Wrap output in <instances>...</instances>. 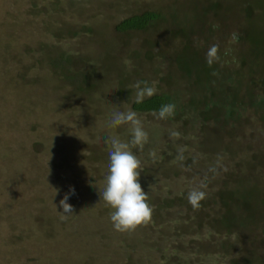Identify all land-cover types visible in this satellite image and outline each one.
<instances>
[{
  "label": "rangeland",
  "instance_id": "rangeland-1",
  "mask_svg": "<svg viewBox=\"0 0 264 264\" xmlns=\"http://www.w3.org/2000/svg\"><path fill=\"white\" fill-rule=\"evenodd\" d=\"M171 1L0 0V264H231V259L241 260L244 255L250 261L264 258L260 248L264 223L242 226L246 214L241 212L229 226L211 221L219 219L223 209L219 195L225 189V175L245 180L260 175L264 184V169L256 168V160L264 159V116L244 96L247 79H239L240 84L233 81L230 88L243 100L236 102L240 107L237 122L226 124L223 112L204 119L213 103L221 106L224 98L231 105L234 97L221 94L230 80L216 75L210 81L213 85L201 82L199 87L177 92L181 105H175L174 115L166 120L157 119L154 111L136 112L149 135L142 151H132L141 161L140 183L153 208L151 223L130 232L116 231L110 220L113 209L100 199L109 165L110 146L105 138L131 139L129 125L109 126L114 112L134 111L135 93L129 100L118 94L121 76H133L123 81L127 84L137 79L131 69L136 62L144 70L156 67L158 75L148 83L160 93V85L166 87L159 78L167 70L174 46L163 39L154 45L158 40L151 33L160 31L164 36L165 24L152 28L150 34L129 36L121 44L115 33L117 22L146 9H160L164 19L171 15L181 20L185 15L194 47L203 46L206 53L218 44L222 65L221 54L230 49L234 57L223 70L234 78L240 71L236 56L240 41L231 40L235 28L222 25L228 31L224 37L218 27L220 17L212 19L205 26L211 32H202L208 40L200 39L194 21L199 18L197 22L204 24L206 20L203 2L185 6ZM215 2L214 12L225 21L239 14H226L220 7H242L248 14L244 18L248 39L264 43V0ZM133 54L141 57L133 59ZM59 55L75 61L76 74L97 72L99 85L89 97L59 75L65 69L71 72L73 66L59 70L47 61H58ZM118 55L120 71L114 73ZM147 55L150 62L143 60ZM254 74L257 81L262 76L260 71ZM72 78L69 75L66 80ZM75 78L81 80L79 75ZM172 131L180 135L172 138ZM221 142L232 144V149L223 152ZM153 150L155 161L149 155ZM235 184L232 181L227 187L240 190ZM70 188L75 189L74 195ZM193 188L205 191L203 201L209 203L203 206L208 218L201 227L195 220L199 214L192 213L187 199ZM65 193L74 212L61 220L59 201Z\"/></svg>",
  "mask_w": 264,
  "mask_h": 264
},
{
  "label": "trees",
  "instance_id": "trees-1",
  "mask_svg": "<svg viewBox=\"0 0 264 264\" xmlns=\"http://www.w3.org/2000/svg\"><path fill=\"white\" fill-rule=\"evenodd\" d=\"M171 1V0H170ZM193 1H199L203 2L204 8L202 11V16L206 18L204 24L200 22V24L197 22L199 21V18H197L194 23L197 24L199 27V30H196L194 32L199 33L200 39L204 37L203 33L204 31L211 32L212 28L208 26L205 27L206 24H210V21L213 19V22L216 18H219L218 20V27L219 30L224 32V37L228 36V31L222 28V25H232L235 28L236 36L238 37L237 40L240 41L239 44V51L236 52V56L240 58V71L237 72L236 77H233V74H227V69L223 70V68L227 67L226 61L230 58H233L234 53L231 51H225L222 52L221 55H224V64L221 63H215L211 67L206 63L205 60V53L202 52L203 46L200 48L194 47V39H193V30L190 31L186 25V16H182L181 20H175L171 15L165 19L167 21L163 22L164 16L163 12L160 9H146L140 13H135L132 15H129L128 17H125L121 19L119 22L115 25V33L118 34V40L122 42L121 44H125L127 41V37L129 36H137V33L144 32L150 34L149 32L155 28L156 26L161 28L163 24H165L167 33L164 34V36H161L160 31H155L151 33L154 35L158 42H154V45L160 43L159 40L163 39L162 42L164 44H170L173 46L169 58L167 59V67L166 71L163 73V75L159 78L160 83L165 85L161 86L160 93H156L151 98H145L143 103H135V99L132 100V109L135 112L141 113V112H149V111H158L161 107V105L164 104H174L179 107L181 104L177 101L179 99L177 92H180L186 88H195L199 87L201 85V82H207L211 83V79L213 77V73L215 72L216 76L218 77H227L229 78V82L226 84V89L220 90L221 94L224 96L227 94H233L234 97L232 99V104L228 105L224 102V98H222L221 106H218L216 103H213L212 106H210L208 114H201L205 116L204 119L209 118L211 115H220L223 112V115H225L226 124L229 122H237L239 120V108L236 106V102L242 104L243 100L242 98H238V94L236 91H232L230 88L232 86V82L236 81L238 84H240V81L242 79L246 80V93L244 96L248 98V100L252 103H254L256 106H254L255 110L261 111V114L264 116V43L260 44L258 42H254L248 39L247 32L245 28V16L248 17V14L243 10L242 7L238 8L237 10L232 9L231 5H225L220 7V9L226 11V14L230 13L231 11H237L239 14V17L237 18H231V20H228L226 18V21L222 19L221 15L214 12L216 11L215 7L218 5V2H215L216 0H174L171 1L175 5L181 4V5H189ZM159 2V0H158ZM169 2V3H171ZM228 3V1L226 2ZM172 4V3H171ZM173 5V4H172ZM174 8L176 9V7ZM219 8V7H218ZM176 13V12H175ZM199 16L201 14L199 13ZM162 21V22H161ZM201 29V30H200ZM264 30V29H263ZM91 30L89 29V32ZM191 32V35L189 34ZM264 32V31H263ZM215 33V32H214ZM116 36V35H115ZM261 37L264 39V35L262 34ZM205 40H208L207 37H204ZM247 38V39H246ZM146 38H144L143 41H145ZM197 42H200L197 40ZM196 43V41H195ZM205 43V42H204ZM207 43V42H206ZM243 46V48H242ZM208 50V49H207ZM133 53V51H130V55ZM227 55V56H226ZM118 62L115 64L114 69L112 72H116L117 70L120 71L119 65H121V60H119V55L117 56ZM129 57V56H128ZM134 57L140 58V56H132L133 59H136ZM236 59V58H235ZM143 60L146 62H150V57L143 56ZM142 60V61H143ZM50 65L53 67L58 68L61 70L63 67L69 68V66H73V69L71 72H68L66 69L59 74L60 76L65 78V83L70 84L74 83V89L75 91L78 89L79 94H83L85 92V96L89 97L93 93V88L99 85V81H97V72L92 74L95 70L92 72H87L85 74H82L80 72L79 74H76V68L75 64L71 57L64 58L62 55H59L58 61H50L47 60ZM248 66V68L244 71L245 66ZM101 66L105 69L104 63L102 62ZM80 67V66H79ZM81 68V67H80ZM131 69H135L134 72L136 74L137 79H133L128 82H123L125 79H128L129 77L132 78V75L121 76L123 78L120 80V89L118 90V94L123 96L126 100L130 99V96L132 95V92L135 93L136 89L134 87L135 83L137 81H150L155 79V77L158 75V70L156 67H150L148 70H144L143 64L136 62V65L133 64L131 66ZM108 72L109 70L106 69ZM255 71L259 72L262 75L259 80H256ZM245 72V73H243ZM254 72V73H253ZM82 74V75H81ZM71 75L74 78L70 79L69 81L66 80L67 77ZM81 77V80L78 79L76 81L75 77L78 76ZM118 82V83H119ZM213 85V82L210 84ZM245 85V84H244ZM209 86V85H208ZM186 87V88H185ZM185 92V91H184ZM75 93V92H74ZM84 95V94H83ZM236 96V97H235ZM206 104L209 102L208 100H204ZM226 111V114H224V111ZM228 123V124H229ZM228 134L230 135V131L228 130ZM220 144L222 146L223 152H228V150L232 149V144H226L221 142ZM260 157V156H259ZM264 161L263 158L261 160H256V168L263 170L264 166L262 167L260 163ZM226 180L223 183V187L225 188L219 195V198H221V206L222 211H220V215L218 216L219 219L211 220L213 222L219 221L223 225L229 226L230 222H235L236 219L239 220L236 213L241 212L243 214H246L245 217L241 220L242 226H248L249 223H252V227L257 225L258 223H264V184L260 183L262 176H252L253 179H246L244 177H237L232 176L229 177L228 175H225ZM234 181L237 187L241 188L240 190H230L227 187V184ZM260 183V184H259ZM238 194V196H237ZM253 200V201H252ZM203 206H209V203L202 200V203H200V207L198 209H192V213L195 211L198 212L199 216L195 217V220L197 221L198 227H201V221L207 217L205 214V211H203ZM199 217V218H197ZM208 218V217H207ZM229 222V223H228ZM211 224V223H210ZM228 224V225H227ZM264 227V225H263ZM262 236L264 237V230L261 231ZM264 243V241H263ZM260 245V248H264V244ZM247 249V248H246ZM248 250V249H247ZM253 254H257L255 251H251ZM264 253V252H262ZM231 264H264V258L257 259L253 258L251 261L246 259V256L244 255L241 260L237 259H231Z\"/></svg>",
  "mask_w": 264,
  "mask_h": 264
},
{
  "label": "clouds",
  "instance_id": "clouds-1",
  "mask_svg": "<svg viewBox=\"0 0 264 264\" xmlns=\"http://www.w3.org/2000/svg\"><path fill=\"white\" fill-rule=\"evenodd\" d=\"M237 39L236 34H232L231 40L235 42ZM205 60L209 67L220 62L218 44H213L208 48ZM134 87L136 89L135 103L137 104L143 103L145 98H151L157 91L154 86L149 85L148 81H137ZM174 113L175 105L169 103L161 105L158 111L153 112V115L157 119L166 120ZM122 125L130 126L131 139L123 142L116 136L105 138V143L110 146L108 175L105 187L102 192H99V195L100 199L102 198L106 205L113 209L110 220L114 229L119 232H130L139 226L151 223L153 216V208L148 202V194L140 183L141 161L132 151L133 148L142 151L149 140V135L135 111H117L112 114L109 126L117 128ZM179 135L176 131L170 132L172 138H177ZM149 155L155 161L156 152L153 150ZM58 191L56 189L55 195ZM70 193L74 195L75 189L70 188ZM205 198L206 192L199 188L189 190L187 195L188 202L194 209H198L200 202ZM68 200L69 193H65L59 201V206L62 208L61 220L68 218L65 214L74 212V208Z\"/></svg>",
  "mask_w": 264,
  "mask_h": 264
}]
</instances>
